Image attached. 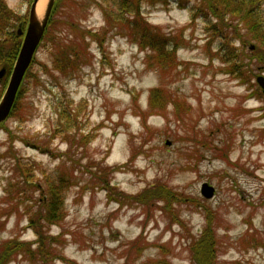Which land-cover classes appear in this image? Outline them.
I'll list each match as a JSON object with an SVG mask.
<instances>
[{"label": "rangeland", "instance_id": "1", "mask_svg": "<svg viewBox=\"0 0 264 264\" xmlns=\"http://www.w3.org/2000/svg\"><path fill=\"white\" fill-rule=\"evenodd\" d=\"M3 1L25 17V29L32 0ZM148 1H139V16L156 26L157 41L165 35L179 45L165 49L172 60H162L164 69L158 53L138 46L136 27L118 18L135 13L118 0H63L54 13L29 67L35 77L16 95V114L0 123V246L14 239L37 247L28 215L60 176L70 181L61 189L64 217L39 227L57 237L61 258L40 264H195L190 239L208 221L216 264H264V93L256 82L264 67L253 64L261 95L247 98V87L224 72L220 41H209L202 18L176 2ZM149 94L164 105L151 109ZM17 180L24 191L6 198ZM161 185L172 199L157 195ZM5 264L32 263L15 254Z\"/></svg>", "mask_w": 264, "mask_h": 264}, {"label": "trees", "instance_id": "2", "mask_svg": "<svg viewBox=\"0 0 264 264\" xmlns=\"http://www.w3.org/2000/svg\"><path fill=\"white\" fill-rule=\"evenodd\" d=\"M139 1L140 0H118V6H121L125 12L130 13L135 11L133 17L128 16L129 18L125 19L118 15V18L127 22V27H133L132 31H134V28L136 27V30L134 31L136 34L134 37L138 41V46L145 49V51L149 50V52L151 51L154 54L158 53L159 62H157V65L164 69L166 66L163 65L162 60L167 58L172 60V56L166 58L162 56L165 49L172 46L174 50L177 49L179 46L178 42H174L172 37L171 39H166L167 37L163 35V33L162 40L157 41V38L151 32V29L155 30L156 26H152L151 28L148 26V23L139 16ZM258 1L259 0H149L148 2L151 4L157 3L161 6H170L172 2H176L179 7H188L194 18H202L206 25V32L210 33L209 41H213L214 39L220 41L217 48L215 47V53L221 62L226 64L223 68L224 72L229 76H232L238 83L245 85L247 87L246 90H249L246 92L245 96L252 98L255 95H261L259 89L257 87V89L253 88L251 82L253 76V64L258 68L264 67V9H258L257 11L254 9V6L257 5ZM62 4L63 0H55L53 8L51 9L53 11H51L47 26L44 30L43 38L52 32L56 23V21L53 20L54 13L60 10ZM233 18L235 19L232 20ZM19 22H22V28H24L26 23L25 17L12 12V10L6 6L5 2L0 0V69H5L4 75L0 78L1 83L7 81L12 65L18 54L20 43H22V35L17 34V26ZM138 23H141V25H138ZM250 32H252V37L248 39V33ZM249 41H253L254 43L260 42L261 45L260 47L257 46L252 49L250 48V45L248 46ZM248 47L249 54H247ZM242 50H244L247 55L243 54ZM167 53H169V51H167ZM244 59H247V61L243 62ZM34 62L36 61H33V63ZM60 64L61 65L58 66V68L61 70H64L67 66H71L70 64H67V66H63L62 63ZM31 73V69L28 68L18 90V98L22 92L25 93L26 91L25 86L27 85V79L30 76L35 77V74ZM150 92L154 95L157 90L151 89ZM161 98L165 99L164 97ZM148 102V106H150L151 109L161 108L164 105L158 97L150 94L148 96ZM173 105L177 106L176 103H173ZM17 108V104H14L9 116L15 115ZM68 121H70L69 117H67L66 123ZM62 129L63 128H60V131ZM16 161L18 162L19 160L16 159ZM18 163L20 164V162ZM23 180L28 184L32 183V181H28L27 177H24ZM47 182V196L37 202L40 204L32 217L31 214L28 215L30 218L29 227L32 228L38 236L36 241H34V243L37 244V247L31 248V241L26 242L14 239L6 240L5 242H2V245L0 246V264H5V261H7L8 258H12L15 254H22L23 257L29 260L32 264L47 262L52 258H61L56 255V252L52 248V245L58 243L59 240L57 237H45L42 234V229L40 230L41 227H39V224L43 220H46L47 224H56L64 217L65 213L62 205H64L65 201V192L61 193V189L70 185V181L67 178L59 176L58 182ZM36 184L37 183L33 184V186H36ZM12 188L18 192L24 191V185L21 181L17 180L11 184L10 189H7L6 198L12 199L14 197L11 194ZM100 189L106 191L105 193H107L110 200H119L118 196H115L114 193L111 194L108 191V183H102ZM157 191V195H162L163 198H173L170 197V192L172 190L164 185H161ZM210 224L211 223L208 221V228L205 229V226V228L202 229L203 231L197 235V237L192 236L190 239L191 243L189 248L192 251L193 259L196 261V263L194 261L195 264H216L213 250L215 244L213 239V229H211ZM198 249L200 251H198ZM203 259L205 262L202 261ZM39 260L41 261L39 262Z\"/></svg>", "mask_w": 264, "mask_h": 264}, {"label": "water", "instance_id": "3", "mask_svg": "<svg viewBox=\"0 0 264 264\" xmlns=\"http://www.w3.org/2000/svg\"><path fill=\"white\" fill-rule=\"evenodd\" d=\"M38 0H32L29 8V14L25 29L22 28V22L18 23L17 34L22 35L21 44L17 57L9 74L7 86L0 99V123L3 122L10 114L14 100L16 98L20 84L24 75L32 63L33 55L41 42L44 30L47 26L51 9L55 0H47L41 15H38L36 4ZM5 69H0V78L4 75ZM256 82L264 93V76H258ZM201 194L203 197L210 198L214 193V188L206 182L201 185Z\"/></svg>", "mask_w": 264, "mask_h": 264}, {"label": "bare ground", "instance_id": "4", "mask_svg": "<svg viewBox=\"0 0 264 264\" xmlns=\"http://www.w3.org/2000/svg\"><path fill=\"white\" fill-rule=\"evenodd\" d=\"M46 0H38L37 4H36V12L38 15H41L43 8H44V3Z\"/></svg>", "mask_w": 264, "mask_h": 264}]
</instances>
